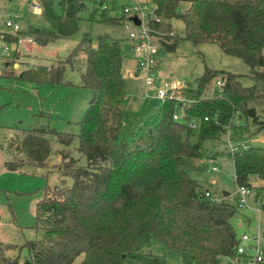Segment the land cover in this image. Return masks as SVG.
<instances>
[{"label":"trees","instance_id":"1","mask_svg":"<svg viewBox=\"0 0 264 264\" xmlns=\"http://www.w3.org/2000/svg\"><path fill=\"white\" fill-rule=\"evenodd\" d=\"M39 1L49 28L30 27L21 36L40 46L76 34L89 6H93L88 16L92 23L124 25L128 20L125 15L111 16L103 0H61L59 12L52 0ZM181 1L152 0L162 19L152 26L167 34L166 50L174 52L178 46L177 35L168 33L170 21L181 19L183 39L194 45H217L225 55L241 59L250 67L254 85L244 86L241 75L206 68L197 90L185 93L195 102L180 109L181 121L173 117L176 103L167 101L155 127L126 141L121 137L125 121L120 105L125 95L121 40L101 35L95 46L91 34L84 33L66 59L25 69L18 79L59 85L68 67H78L81 87L91 92L92 99L78 123V134L9 127L18 133L9 142L12 160L4 167L23 173L28 168L32 174L46 167L51 154L48 137L53 134L65 146L77 137L78 151L87 163L80 166L63 154L68 161L59 167L60 184L46 186L36 203L35 229L41 236L21 246L0 241V264H75L80 257L77 264H123L155 244L166 254L179 255L183 264L216 263L218 257L235 256L239 237L232 219L237 206L206 198L201 183L185 169V160L204 158L207 140H220L229 132L235 140L247 136L234 122L237 117L251 119L254 133L264 131V120L248 106L264 103V0H188L186 11L178 14ZM218 76L226 85L214 89L212 82ZM212 88L214 94L207 95ZM194 119L199 121L197 129L189 126ZM228 155L239 187L251 189L257 180L264 183V147ZM16 249L17 256L7 255ZM24 250L28 257L21 260Z\"/></svg>","mask_w":264,"mask_h":264},{"label":"rangeland","instance_id":"2","mask_svg":"<svg viewBox=\"0 0 264 264\" xmlns=\"http://www.w3.org/2000/svg\"><path fill=\"white\" fill-rule=\"evenodd\" d=\"M53 8L59 12L61 0H52ZM101 0H97L99 3ZM137 0H103V8L109 9L110 15L123 17V8ZM144 2L146 0H138ZM152 6V3L150 4ZM189 6L188 0H182L177 8L182 14ZM151 8V7H150ZM93 6L85 12L79 23V30L69 38H61L46 46L37 43L30 44L28 38H23L20 44L4 41L2 35L8 33L4 20L12 13L20 12L21 32L33 28H49L48 22L42 13L27 11V6L21 0H0V239L10 245H23L28 240H36L41 236L37 231L36 203L46 186L54 188L60 184L59 167L72 158L78 165L85 166L86 157L78 151L79 141L74 137L69 146L59 142L57 135H49L51 154L46 167L12 172L4 169V162L11 160L9 142L16 138L17 126L21 129L44 127L57 133H79V122L83 118L92 94L88 89L81 87V73L78 67H68L64 82L59 85L34 83L20 80L18 76L27 68L38 65H50L58 60L66 59L70 52L79 44L84 33H90L93 44L98 45V37L108 35L122 41L123 69L129 73L125 76V95L121 102L125 121L121 130V137L131 141L135 133H141L148 128L155 127L161 118L162 103L145 97V88L141 81L131 77L135 68L134 56L128 46V32L123 25H107L101 22H90L88 16ZM172 33L177 35L178 46L174 52H162L160 72L168 80L187 81L192 87L205 73L206 68L229 72L243 76L242 83L249 87L254 85L250 77L251 69L241 59L225 55L214 44L194 45L183 39L185 26L181 19L170 21ZM3 45L7 52L3 51ZM18 54V55H17ZM8 63V69L7 64ZM264 72V70H263ZM214 89L208 90L212 96ZM188 97V96H187ZM255 108L260 120H264V103H249ZM182 116V112L178 111ZM234 122L244 128V138L232 139L227 135L220 140H207L203 143L206 152L200 160L186 159L185 169L189 176L201 183L204 191H209L213 198L221 202L237 206L238 213L232 219V224L238 237L247 233L251 236H260L264 244V185L262 181H254L247 196L245 207H238L240 187L236 184L234 166L229 149V139L232 143L247 144L251 148L264 147V131L254 133L256 127L252 120ZM19 134H21L19 132ZM251 134V135H250ZM250 135V136H249ZM213 168H217L213 171ZM72 184V179H67ZM228 193L229 196H225ZM7 255L15 257L19 250L7 251ZM28 257V251L21 253V260ZM80 257L75 264L81 261ZM123 264H183L176 254H166L164 249L155 244L143 249L136 257H128Z\"/></svg>","mask_w":264,"mask_h":264},{"label":"built area","instance_id":"3","mask_svg":"<svg viewBox=\"0 0 264 264\" xmlns=\"http://www.w3.org/2000/svg\"><path fill=\"white\" fill-rule=\"evenodd\" d=\"M12 1V0H10ZM26 4L27 11L42 13V5L39 0H21ZM152 3V6L150 5ZM151 7V8H150ZM123 14L128 17L124 23V27L128 32V46L134 56L135 68L131 72V77L142 82L145 88V97L150 100H155L165 104L167 101H174L176 103L177 111L174 114V119L182 120V116L178 111L195 102L192 98L186 96L185 93L197 90V86L192 85L187 81L168 80L160 72V62L162 52L166 51L163 44L164 37L167 34H162L153 28L154 23H160L161 17L157 13V7L152 0L144 2L136 1L131 5H126L123 8ZM132 17H137L139 24L131 20ZM21 19L20 12L12 13L6 20L4 26L8 33L2 35L4 41L6 36L19 37L15 42L20 44L23 40L21 36ZM169 36L174 37L176 34L170 32ZM30 44L35 43L32 38L28 37ZM7 47L3 45V51L7 52ZM129 76L127 71L123 69V77ZM226 85L225 79L221 76L216 77L212 82L214 89H221ZM204 121H209V117H205ZM189 126L193 129L199 127L198 120H192ZM231 137V132L228 133ZM247 144L232 143L229 139L230 154H237L249 149ZM216 171L217 168H213ZM240 198L238 207H245L247 204V196L250 195V189L240 187ZM205 197L219 202L218 199L213 198L209 191H205ZM264 262V244L261 237L256 235H249L244 233L239 237V243L236 246L235 256H221L218 257L217 262L207 264H262Z\"/></svg>","mask_w":264,"mask_h":264},{"label":"water","instance_id":"4","mask_svg":"<svg viewBox=\"0 0 264 264\" xmlns=\"http://www.w3.org/2000/svg\"><path fill=\"white\" fill-rule=\"evenodd\" d=\"M131 20L134 21L136 24H139V23H140L137 17H132ZM224 195H225L226 197L229 196L228 193H224Z\"/></svg>","mask_w":264,"mask_h":264},{"label":"crops","instance_id":"5","mask_svg":"<svg viewBox=\"0 0 264 264\" xmlns=\"http://www.w3.org/2000/svg\"><path fill=\"white\" fill-rule=\"evenodd\" d=\"M18 55V54H17ZM7 64V69H8V63H6ZM10 153H11V156H12V152L10 151ZM11 160H12V157H11ZM8 161H10V160H8ZM5 162H7V161H5ZM5 162L3 163V164H5ZM4 166V165H3ZM4 169L5 170H7L5 167H4ZM0 241L3 243V244H6V243H4L1 239H0ZM7 245H10V244H7Z\"/></svg>","mask_w":264,"mask_h":264}]
</instances>
